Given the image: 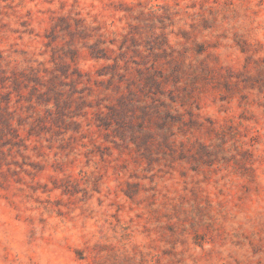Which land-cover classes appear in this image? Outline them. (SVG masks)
<instances>
[{
    "label": "rangeland",
    "instance_id": "374dc122",
    "mask_svg": "<svg viewBox=\"0 0 264 264\" xmlns=\"http://www.w3.org/2000/svg\"><path fill=\"white\" fill-rule=\"evenodd\" d=\"M0 264H264V0H0Z\"/></svg>",
    "mask_w": 264,
    "mask_h": 264
}]
</instances>
